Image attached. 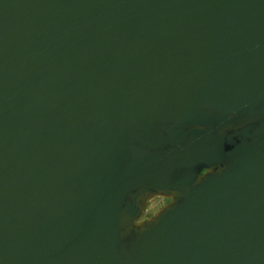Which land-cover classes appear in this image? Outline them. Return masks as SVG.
<instances>
[{"label": "water", "instance_id": "1", "mask_svg": "<svg viewBox=\"0 0 264 264\" xmlns=\"http://www.w3.org/2000/svg\"><path fill=\"white\" fill-rule=\"evenodd\" d=\"M0 264H264V0H0Z\"/></svg>", "mask_w": 264, "mask_h": 264}, {"label": "rangeland", "instance_id": "2", "mask_svg": "<svg viewBox=\"0 0 264 264\" xmlns=\"http://www.w3.org/2000/svg\"><path fill=\"white\" fill-rule=\"evenodd\" d=\"M166 200L163 198H155L149 202L146 214L143 218L150 217L156 214L161 208L165 206Z\"/></svg>", "mask_w": 264, "mask_h": 264}, {"label": "flooded vegetation", "instance_id": "3", "mask_svg": "<svg viewBox=\"0 0 264 264\" xmlns=\"http://www.w3.org/2000/svg\"><path fill=\"white\" fill-rule=\"evenodd\" d=\"M165 200H166V199H165ZM168 203H169V200H166V203H165V205H166V204H168ZM145 214H146V213H145ZM145 214H144V215H145ZM144 215H143V216H144ZM154 215H155V214H154ZM154 215H152V216H154ZM152 216H150V217H152ZM150 217H146V218H143V217H142V220L149 219Z\"/></svg>", "mask_w": 264, "mask_h": 264}]
</instances>
